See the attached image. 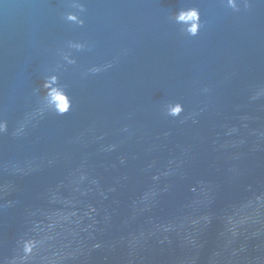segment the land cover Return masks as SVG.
<instances>
[{"label":"water","instance_id":"obj_1","mask_svg":"<svg viewBox=\"0 0 264 264\" xmlns=\"http://www.w3.org/2000/svg\"><path fill=\"white\" fill-rule=\"evenodd\" d=\"M0 120V261L28 236L27 264H186L264 221V2L0 0Z\"/></svg>","mask_w":264,"mask_h":264},{"label":"clouds","instance_id":"obj_2","mask_svg":"<svg viewBox=\"0 0 264 264\" xmlns=\"http://www.w3.org/2000/svg\"><path fill=\"white\" fill-rule=\"evenodd\" d=\"M225 3V6L228 8L233 9L234 11H238L241 7V5L244 8L249 7V0H223ZM264 2V0H262ZM75 8L80 9L83 11L84 9V4L75 2L72 5ZM65 19L70 22H74L76 24H83V20L79 18V16L74 13V12H68L65 15ZM171 19L176 20V21H182L184 22L183 25L181 26L180 30L188 35L195 36L200 28V13L199 10L196 7H188V8H182L179 9L178 11L174 12L171 16ZM68 46L70 48L74 49H82L85 47V45L81 42L78 41H69ZM63 59L71 64L75 63L73 59H71L67 54L63 55ZM104 67H107L105 65ZM90 72H99L101 71V67L97 66H92L89 68ZM55 76H50L45 78L41 85L40 88L43 89V100L46 102L45 107H38L36 111L40 114H43L44 111H46V108L50 111H54L58 115H62L66 112H68L71 108V100L69 99L68 95L64 92L63 88H52L50 87V81L55 80ZM203 91L207 92L208 89L205 88ZM256 97L253 96L252 99H255ZM55 102V103H53ZM163 112L170 116V117H178L182 112H184V106L178 102V101H168L165 102L162 106ZM195 122V120H193ZM7 129V123L4 120H0V133L5 132ZM19 131V129L17 130ZM232 131H236L235 128L232 129ZM123 162V161H122ZM167 175V173H164ZM83 178V177H81ZM153 180L159 179L158 176H153ZM191 191L195 192L196 188L192 187ZM257 201H260L262 197H256ZM203 219L205 222L209 220L208 216H204ZM248 217H242L239 223H243ZM229 221L231 222V217L229 218ZM193 223H197V221H193ZM165 230H167L168 226H164ZM255 234V233H254ZM232 235L235 236L236 232L233 229ZM40 243V241L28 237V236H21L16 244H17V252L19 253L16 256H13L11 259L6 260V261H0V264H27V262L31 259L37 245ZM95 247H99V245H95Z\"/></svg>","mask_w":264,"mask_h":264}]
</instances>
